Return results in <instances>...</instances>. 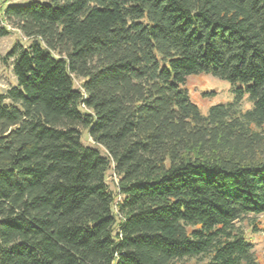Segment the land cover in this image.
<instances>
[{"label":"trees","instance_id":"obj_1","mask_svg":"<svg viewBox=\"0 0 264 264\" xmlns=\"http://www.w3.org/2000/svg\"><path fill=\"white\" fill-rule=\"evenodd\" d=\"M0 21L29 41L3 57L0 264H264L236 226L264 214V0H32ZM197 74L233 100L202 113Z\"/></svg>","mask_w":264,"mask_h":264},{"label":"rangeland","instance_id":"obj_2","mask_svg":"<svg viewBox=\"0 0 264 264\" xmlns=\"http://www.w3.org/2000/svg\"><path fill=\"white\" fill-rule=\"evenodd\" d=\"M32 0H0V18H2V11L7 5L23 4ZM0 21V26H5ZM10 29V34L0 36V92L5 91L10 85L15 84V77L13 75L11 64H5L3 57L11 49L16 41H21L24 44H28L27 38L17 29L7 25ZM80 80L76 81V87H79ZM186 87L193 102H195L202 113L206 114L210 106L217 103L230 102L234 98L232 83L214 77L208 74H197L189 76L187 79ZM252 104L245 96L241 107L246 110L251 108ZM82 141L84 144L98 147L102 153H105L104 149L93 141L88 136L86 130H83ZM118 178L114 171L111 169L107 173L106 181L108 182L112 190H116V182ZM237 228H239L249 241L253 243L254 252L256 257L261 263H264V214L260 215H248L236 222ZM201 260L193 257H185L173 261L171 264H200Z\"/></svg>","mask_w":264,"mask_h":264}]
</instances>
